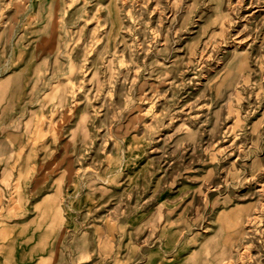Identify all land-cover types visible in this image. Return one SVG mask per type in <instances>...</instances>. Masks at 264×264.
Wrapping results in <instances>:
<instances>
[{
  "label": "rangeland",
  "instance_id": "obj_1",
  "mask_svg": "<svg viewBox=\"0 0 264 264\" xmlns=\"http://www.w3.org/2000/svg\"><path fill=\"white\" fill-rule=\"evenodd\" d=\"M0 264H264V0H0Z\"/></svg>",
  "mask_w": 264,
  "mask_h": 264
}]
</instances>
